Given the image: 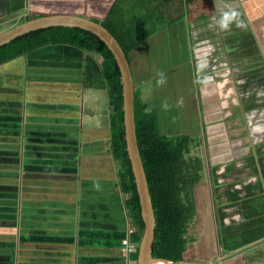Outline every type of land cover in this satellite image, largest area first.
Listing matches in <instances>:
<instances>
[{"label": "crops", "instance_id": "obj_1", "mask_svg": "<svg viewBox=\"0 0 264 264\" xmlns=\"http://www.w3.org/2000/svg\"><path fill=\"white\" fill-rule=\"evenodd\" d=\"M213 1L212 18L180 19L129 54L132 88L159 135L186 144L183 262L264 264V0ZM42 3L0 0V22L38 19ZM100 63L55 44L0 65V264L137 257L120 254L139 242L108 152Z\"/></svg>", "mask_w": 264, "mask_h": 264}, {"label": "trees", "instance_id": "obj_2", "mask_svg": "<svg viewBox=\"0 0 264 264\" xmlns=\"http://www.w3.org/2000/svg\"><path fill=\"white\" fill-rule=\"evenodd\" d=\"M135 1L136 3L131 5L128 0H114L105 16L98 22L93 21L114 38L128 62L129 69L128 54L147 43L157 32L180 19L192 21L210 17L208 10L195 16L198 6L206 4V7L210 8V0H145V5L140 3L143 0ZM137 4L144 5L147 13L138 15L135 12ZM127 10L131 14L126 15ZM55 44L93 50L101 58L100 68L106 93L108 152L119 168L118 186L126 195L125 206L134 218L137 229L135 239L139 242L143 224L125 151L119 71L106 46L93 34L80 29L47 28L29 32L0 47V65L25 56L37 48ZM133 121L136 146L154 216L152 257L186 263L182 260L187 212L182 200V193H185L184 184L187 182L182 161L186 150L185 141L180 137L159 135L154 113L141 102L134 91Z\"/></svg>", "mask_w": 264, "mask_h": 264}, {"label": "water", "instance_id": "obj_3", "mask_svg": "<svg viewBox=\"0 0 264 264\" xmlns=\"http://www.w3.org/2000/svg\"><path fill=\"white\" fill-rule=\"evenodd\" d=\"M47 28H75L96 36L111 53L119 71L122 96L123 130L125 151L129 160L139 204L140 219L143 229L137 249L136 264H152V243L154 240V216L149 193L140 162L133 121V88L128 62L114 38L99 24L70 16H48L27 21L0 34V47L29 32Z\"/></svg>", "mask_w": 264, "mask_h": 264}, {"label": "rangeland", "instance_id": "obj_4", "mask_svg": "<svg viewBox=\"0 0 264 264\" xmlns=\"http://www.w3.org/2000/svg\"><path fill=\"white\" fill-rule=\"evenodd\" d=\"M37 1H39V3H42L41 0H37ZM113 2H114V0H44V2L41 4L42 5V7L40 8L41 12L39 10L37 12L40 13V15H39L40 18L41 17L43 18L46 16L47 17L48 16H70V17H77V18H81V19H86V20H89L92 22L93 21L98 22L105 16V13L107 12V10L109 9V7L111 6V4ZM128 2L131 5H133L134 2L136 3L135 0H128ZM213 2H214L213 0H210V2H209L210 8L209 9L206 7V4L203 5L202 7L198 6L196 8L195 16H198L202 12L208 10V15L212 18L214 16V9H215V7L213 6ZM140 3H143L144 5L146 4L145 0H143V2H140ZM144 5H141V4L135 5V8H136L135 12L138 15H141V14L143 15V14L147 13L146 9H144ZM194 5H195V7L197 6V4H194ZM126 13H127L126 15L131 14V12H129V10H127ZM152 14H155V13H152ZM32 17L37 19L36 15L29 14L28 20H31ZM153 18H154V16H153ZM10 21L11 20L0 22V27L2 26V29H0V34L7 31V30H10L12 28V26H14L16 24L15 21H13V22L12 21L10 22ZM211 27L212 26L208 25V27L205 28L204 30L212 33V31H210ZM128 60L130 62L129 54H128ZM142 86L143 85H141L140 87H142ZM100 92L101 91L96 92V94H98V97H97V100L95 101V103H98V101L101 99L99 97V94H101ZM135 93H136V95L141 96V92L135 91ZM140 99L143 100L145 98L142 96V97H140ZM96 108H98L99 111L101 112V110H102L101 105H96ZM185 238H186L187 243L189 245H191L192 238H193L192 233L191 232L187 233ZM136 246H138L137 243H136ZM135 256L136 255H132L133 263H134V261H136ZM182 260L184 261V259H182Z\"/></svg>", "mask_w": 264, "mask_h": 264}, {"label": "built area", "instance_id": "obj_5", "mask_svg": "<svg viewBox=\"0 0 264 264\" xmlns=\"http://www.w3.org/2000/svg\"><path fill=\"white\" fill-rule=\"evenodd\" d=\"M135 252H137V248L129 241L123 239L120 242V254L124 259H126L129 255L134 254ZM131 264H135V263H131ZM152 264H190V263H179V262L166 261L162 259H155Z\"/></svg>", "mask_w": 264, "mask_h": 264}, {"label": "clouds", "instance_id": "obj_6", "mask_svg": "<svg viewBox=\"0 0 264 264\" xmlns=\"http://www.w3.org/2000/svg\"><path fill=\"white\" fill-rule=\"evenodd\" d=\"M138 249V248H137ZM136 264V263H135Z\"/></svg>", "mask_w": 264, "mask_h": 264}]
</instances>
